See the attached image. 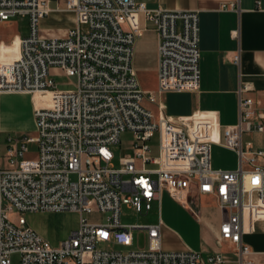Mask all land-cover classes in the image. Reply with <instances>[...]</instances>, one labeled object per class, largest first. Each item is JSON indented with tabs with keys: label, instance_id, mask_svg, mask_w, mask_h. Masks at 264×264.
Instances as JSON below:
<instances>
[{
	"label": "built area",
	"instance_id": "1",
	"mask_svg": "<svg viewBox=\"0 0 264 264\" xmlns=\"http://www.w3.org/2000/svg\"><path fill=\"white\" fill-rule=\"evenodd\" d=\"M49 0H0V21L28 17L29 35L20 54L0 61L2 94L39 95L33 106L36 137L8 136L5 155L0 128V264H229L219 254L203 261L191 250L162 249L161 195L185 208L199 196H210L227 214L220 237L235 245L238 263L251 251L242 242L246 217L264 218V149L254 151L243 135L264 132V106L240 84L239 120L224 129L223 146L237 155L234 171L211 168L213 144L210 120L172 122L155 119L144 103L152 93L141 89L133 67L134 46L142 36L139 17L153 24L158 35V91L196 92L200 87V26L196 11L148 9L137 0H68L77 22L64 37L40 33L49 14ZM84 27V29L82 28ZM239 64V55L233 59ZM74 79L73 89L61 90L54 78ZM130 132L131 152L113 165L112 147ZM157 137L158 155L151 157ZM30 145H36L28 157ZM71 177L73 179H71ZM157 203L158 222L124 225L123 206L147 215ZM17 213L15 221L10 215ZM72 213L78 227L57 245L31 228L26 213ZM104 215L105 222L84 216ZM144 233L147 248L123 254L99 249L131 245L132 232Z\"/></svg>",
	"mask_w": 264,
	"mask_h": 264
},
{
	"label": "crops",
	"instance_id": "2",
	"mask_svg": "<svg viewBox=\"0 0 264 264\" xmlns=\"http://www.w3.org/2000/svg\"><path fill=\"white\" fill-rule=\"evenodd\" d=\"M67 1L49 0V14L40 22L41 34L61 38L75 28L77 17L67 10ZM137 1L144 2L152 10L198 12L200 87L196 92L159 93L158 35L153 24L142 16L139 17V25L143 34L134 46L133 67L142 90L156 98L154 104L147 103L155 119L165 116L172 122L192 118L212 121L211 168L236 170V153L223 146L224 129L238 123L237 91L240 84L248 85L253 90L249 95L260 107L264 106V0ZM29 30L28 17L0 21V61H10L19 56L20 42L29 35ZM236 55H239L238 65L233 62ZM34 100L28 94L0 96L2 135L18 136L35 129ZM22 103L28 106L26 114L21 110ZM243 142L251 143L254 151L262 150L264 132L244 134ZM258 164L264 167V158L258 159ZM199 200L205 201L209 209L199 212L198 218L194 217L200 230L197 241L192 244L177 241L175 232L166 228L162 221V249L198 252L203 261L219 253L229 264H239L235 245L220 237V225L227 214L218 208L213 197L199 196ZM242 242L251 251L244 264H264V218L246 217Z\"/></svg>",
	"mask_w": 264,
	"mask_h": 264
},
{
	"label": "rangeland",
	"instance_id": "3",
	"mask_svg": "<svg viewBox=\"0 0 264 264\" xmlns=\"http://www.w3.org/2000/svg\"><path fill=\"white\" fill-rule=\"evenodd\" d=\"M84 29V27H82ZM56 85L61 90L73 89L72 82L74 79L67 78L65 76H57L54 78ZM142 87V85H141ZM143 88V87H142ZM141 88V89H142ZM33 106L42 105V100L32 101ZM145 107H148L147 102L144 103ZM22 111L26 114L28 106L26 103L21 104ZM28 136L36 137V126L34 130L28 131ZM7 135H2L3 145L2 151L5 155V142ZM133 136L130 132H125L120 137V143L112 147L114 152L113 165L118 166V160L127 153L131 152L130 143ZM151 157H156L158 155V145L157 137H155L151 143ZM36 149V145H30V152L28 157H31ZM71 179H73L71 177ZM209 209V205L205 201H195L194 205H190V208L183 207L177 201H174L170 196L163 192L161 195V219L166 225V228L171 229L175 232V237L177 241L194 243L197 241L199 226L194 222V217L198 218L199 212ZM158 210L159 206L157 203L152 204V209L147 215H139L134 210H130L123 206L121 209V223L124 225H153L158 222ZM17 213L10 215V220L15 221ZM91 222H105L107 215H88L84 216ZM25 218L28 225L33 228L37 233L48 240L52 245L59 244L64 240L71 231L78 227L80 216L77 214H71L67 212L62 213H26ZM193 219L192 221L189 219ZM131 245L129 247H123L115 244H108L100 246L99 249L110 250V251H120L126 254L131 251H139L146 249L148 245V239L142 232L133 231L131 238ZM13 264H20L19 256L15 255L12 257Z\"/></svg>",
	"mask_w": 264,
	"mask_h": 264
},
{
	"label": "bare ground",
	"instance_id": "4",
	"mask_svg": "<svg viewBox=\"0 0 264 264\" xmlns=\"http://www.w3.org/2000/svg\"><path fill=\"white\" fill-rule=\"evenodd\" d=\"M2 95H4V94H2ZM33 98H35L36 100H42L41 96H39V95H35Z\"/></svg>",
	"mask_w": 264,
	"mask_h": 264
}]
</instances>
